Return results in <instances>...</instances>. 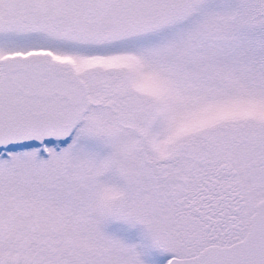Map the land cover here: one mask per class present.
<instances>
[{
	"label": "snow or ice",
	"instance_id": "1",
	"mask_svg": "<svg viewBox=\"0 0 264 264\" xmlns=\"http://www.w3.org/2000/svg\"><path fill=\"white\" fill-rule=\"evenodd\" d=\"M264 264V0H0V264Z\"/></svg>",
	"mask_w": 264,
	"mask_h": 264
},
{
	"label": "rangeland",
	"instance_id": "2",
	"mask_svg": "<svg viewBox=\"0 0 264 264\" xmlns=\"http://www.w3.org/2000/svg\"><path fill=\"white\" fill-rule=\"evenodd\" d=\"M157 260L160 262V264H163V255H157Z\"/></svg>",
	"mask_w": 264,
	"mask_h": 264
}]
</instances>
